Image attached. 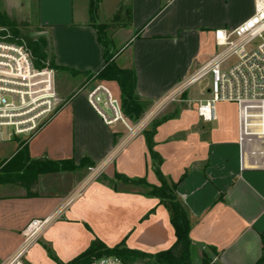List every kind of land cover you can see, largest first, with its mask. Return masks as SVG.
I'll list each match as a JSON object with an SVG mask.
<instances>
[{"label":"crops","instance_id":"1","mask_svg":"<svg viewBox=\"0 0 264 264\" xmlns=\"http://www.w3.org/2000/svg\"><path fill=\"white\" fill-rule=\"evenodd\" d=\"M227 2L221 0L224 6ZM239 2L232 0L233 7ZM248 2L252 7L235 21L205 15L201 0H34L23 7L30 20L38 18L37 26L49 36L50 54L64 68L57 72L71 80L69 91L81 88L72 96L69 91L63 94L56 113L28 139L31 160L73 164L56 173L39 174L32 188L38 197H28L20 185L0 181L4 188L11 185L19 191L3 188L0 193V257L17 250L31 220L57 211L61 216L32 244L26 257L29 264H57L51 252L58 261L69 263L96 237L109 248L125 241L127 248L152 255L174 245L169 212L149 193L161 183L145 136L165 109L151 122L149 113L214 54L216 30L233 29L253 14L254 0ZM95 25L106 27L103 41L107 33L118 46L112 52L115 64L135 72V94L147 103L136 123L123 111L125 123L106 125L88 103V94L99 85L115 86L121 99L117 82L94 76L105 67V48ZM205 87L199 99L206 97ZM184 97L188 107L157 128L154 150L162 159V175L178 183L176 194L191 225L192 264H201L202 252L210 248L217 250L218 264H256L264 253V138L241 142L237 108L230 104L219 105V120L210 128L198 117L199 99H191L189 93ZM83 161L102 170V178L89 176L88 166H80ZM117 174L144 180L150 188L124 183ZM81 184L85 186L80 195L68 203ZM65 241L70 242L69 248L60 250L57 245Z\"/></svg>","mask_w":264,"mask_h":264},{"label":"built area","instance_id":"2","mask_svg":"<svg viewBox=\"0 0 264 264\" xmlns=\"http://www.w3.org/2000/svg\"><path fill=\"white\" fill-rule=\"evenodd\" d=\"M3 1L26 3L34 0ZM214 42V54L197 72L158 100L148 120L153 121L172 103L184 101L191 87L205 81L206 97L196 101L197 114L203 122L219 120V105H234L240 141L264 138V0H254L253 14L237 27L216 30ZM87 100L106 125L125 123L120 101L106 86H97ZM58 102L56 70L49 63L37 67L36 58L26 42L12 40L9 31L0 29V143L14 137L29 139L34 136L56 113ZM89 170L97 174L95 168ZM84 186L77 187L68 203L80 195ZM61 214L57 211L46 218L31 220L23 230L22 244L8 257H0V264H29L26 257L32 244ZM89 264L127 263L117 256H102Z\"/></svg>","mask_w":264,"mask_h":264},{"label":"trees","instance_id":"3","mask_svg":"<svg viewBox=\"0 0 264 264\" xmlns=\"http://www.w3.org/2000/svg\"><path fill=\"white\" fill-rule=\"evenodd\" d=\"M95 10L96 7L93 1L91 6V15L93 17V21L95 20ZM95 26L99 40L102 42L103 47L105 48V67L94 76L98 80L115 81L118 83L121 89L122 108L124 114L132 122L136 123L141 119L144 110L147 107V103L142 102L135 94L137 80L135 72L132 69H121L115 64L113 60L114 55H112L108 49V45L102 40L101 37V34L106 29V27L102 25ZM0 29H6L9 31L12 35V40L16 39L18 42H26L27 46L31 49L36 58L37 67H41L46 63H49V66L56 71L64 70V68L62 69L55 64L54 59L48 52V43L44 38L34 40L23 35L19 30L18 22L15 19H11L8 15L2 13L1 11ZM2 34L5 35L6 32L3 31ZM65 70L73 75L79 74L74 70ZM90 76L93 77V75ZM175 117L176 114H172L164 117L161 120H155L152 122L150 130L145 131L149 151L153 159L156 161L155 172L161 183L160 187H151L149 193L151 196L159 198L161 203L169 212L170 221L176 234V242L174 245L167 251L152 255L127 248L125 241L113 248H109L99 238L96 237L91 243L90 247L83 254L69 263H62L53 258L57 264H89L95 258L102 256H117L123 259L127 264H132L137 260L145 261L146 264H192L191 248L193 244L189 236L191 225L188 214L179 202L176 194L178 183L169 182L162 175L160 171L162 159L154 150V136L156 134L157 128L162 123ZM21 146L23 149L11 159H9L7 163H5V161L0 162V181H3L7 184L20 185L21 187L26 188L28 197H38V193H33L32 188H36L39 174L56 173L59 172L61 168H66L69 164H73L72 161L52 162L47 159L31 160L28 151V139L24 140V143ZM80 166H88V168L96 167L95 164H89L87 161H83ZM116 178L127 184H143L146 187H149L144 180L133 181L118 174L116 175ZM86 228L91 231L88 226H86ZM217 256V250L210 248L208 252H202L201 264H218L214 261L215 257ZM256 264H264V253L262 258Z\"/></svg>","mask_w":264,"mask_h":264},{"label":"rangeland","instance_id":"4","mask_svg":"<svg viewBox=\"0 0 264 264\" xmlns=\"http://www.w3.org/2000/svg\"><path fill=\"white\" fill-rule=\"evenodd\" d=\"M228 1H230V4H229V2H227L228 4H226L224 6L221 3V0H220V2H216L215 4H214L213 0H201L205 15H209V17H213V18H220V20L222 18H224L225 20L235 21V20L239 19L241 16H243L250 7H252V2H248V0H241V3L239 2V4L236 7H233L232 0H228ZM224 2H225V0H224ZM30 3L31 2L20 3L18 1H13V2L9 3V2H5L3 0H0V11L4 14L8 15L11 19H15L18 22L19 30L22 32L23 35H25L31 39H34V40L44 38L48 43V52L50 54L49 48L51 46V41L49 39V36L47 34H43L41 32L42 30L40 29V27L37 26L39 23L38 18L33 16L30 20L28 15L26 14L24 8H23V7H28L30 5ZM125 15H126V19H127L128 13H126ZM97 22L100 24L101 22H104V19L103 18L99 19ZM103 39H104L105 43L108 45V49L110 50L111 53L112 52L115 53L119 50L118 46L116 44H114V42L112 41V38L110 37L109 34L105 33ZM119 61L121 62V61H123V59H120ZM201 62L203 63L204 59H201ZM85 76H88V75H85ZM69 81H71V80H68L65 77V75L63 74V72H60V71L57 72L56 71V92H57V98L59 99V102H58L59 104H58L57 109H59V107L62 104V102L60 101L61 96L71 89V85L69 84ZM206 84H207V82L204 81L201 84H197V85L191 87L187 92V93H189V97L191 99H199L201 97L199 95V93L202 92V89L204 86H206ZM106 87L111 91L112 95L115 98L119 99V101H122L120 99V97H118V91L115 88V86L106 85ZM80 88H81V86L78 87V89L76 88L72 92L69 91L70 95L72 96L73 94H76ZM184 98L188 99L187 96ZM187 105L188 104H186L184 101L172 103L171 105H169L165 109V112H163V114L158 119L161 120L164 117H167L169 115L177 113V112L183 110L184 108H187L188 107ZM102 107L104 108L103 105H102ZM216 124H217L216 122L209 123L208 126L210 128H214L216 126ZM24 140H25V138H23L21 136V137H14L11 141L1 142L0 143V162L5 161V163H7L8 160L11 159L12 156L16 155L19 151H21L23 149L21 145L24 143ZM95 170L97 172L96 177L102 178L104 172L102 170H99L98 167H96ZM20 173H21V171H20ZM87 173L89 174V176H91L93 174V172H91L90 170H88ZM8 186H6L4 188L3 185L0 184V193L3 191V188H4V190L6 189V191H7V189L10 190V188H11V190H10L11 193L19 192V191H17V188H15L14 186H11V185H8ZM137 190H141V189H137ZM7 193H9V192H7ZM91 232L93 233L92 230H91ZM22 235H23V232H22ZM69 243L70 242L65 241V242L58 244L57 246L60 250H64V249L69 248ZM40 244H42V243H40ZM77 245L78 244H77V236H76V244L73 246L76 252H77ZM51 254H52V256H51L52 259L56 257L53 254V252H51ZM132 264H146V262L137 260V261H134Z\"/></svg>","mask_w":264,"mask_h":264}]
</instances>
